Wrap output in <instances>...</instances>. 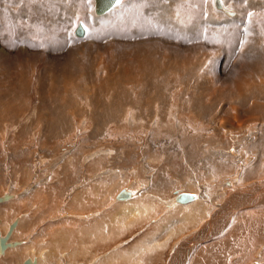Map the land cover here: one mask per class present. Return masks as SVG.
<instances>
[{
  "label": "rangeland",
  "instance_id": "1",
  "mask_svg": "<svg viewBox=\"0 0 264 264\" xmlns=\"http://www.w3.org/2000/svg\"><path fill=\"white\" fill-rule=\"evenodd\" d=\"M222 2L237 15L218 9L215 0H119L105 15L95 12V0H0V196L10 195L0 203V232L5 235L16 221L8 241L18 242L0 259L10 250H21L17 259L0 264H24L28 258L56 264V240L43 233L54 222L67 225L58 247L67 252L64 264H89L94 256L96 264H114L104 263L103 254L122 251L129 252L116 264H165L195 228L183 221L165 228L168 210L163 200H171L179 190L198 192L211 208L207 221H214L225 204L223 191H231L227 180L240 188L243 171L249 168L245 187L264 182V118L262 123L247 120L255 108H250L252 101L245 106L231 105L230 100L239 97L238 89L247 90L240 82L244 74L261 77L264 84V0ZM80 23L84 37L76 34ZM248 93L246 99L239 97L242 102L254 97ZM256 103L264 105V100ZM232 113L244 121L232 124ZM211 156L228 158V165L221 168ZM86 182V189L104 188V201L94 200L80 210L69 195ZM29 185L35 188L28 191ZM53 185L56 197L53 191L46 197ZM124 187L156 205L144 222L128 224L133 218L129 208L113 201ZM32 203L45 213L38 211L33 221L38 207ZM258 204L217 222L215 233H206L212 238L195 244L224 239L237 227L226 242L222 239V245L207 252L212 264L229 258L235 264L264 263V225L250 230L247 219L248 213L264 209V203ZM190 206L185 212L196 207ZM114 209L122 231L110 241L106 238L107 244L98 242L103 238L94 226L86 234L85 227L93 225L89 222L110 218ZM52 211L57 215H49ZM158 222L163 232L157 239L167 240L164 247L133 253L140 238L146 242L155 235L152 228ZM73 223H81L82 231ZM73 242L85 245L82 250L87 247L83 256ZM188 252L187 264H210L197 250ZM84 257L89 263H82Z\"/></svg>",
  "mask_w": 264,
  "mask_h": 264
},
{
  "label": "bare ground",
  "instance_id": "2",
  "mask_svg": "<svg viewBox=\"0 0 264 264\" xmlns=\"http://www.w3.org/2000/svg\"><path fill=\"white\" fill-rule=\"evenodd\" d=\"M215 2H216V6H217V8L219 9V8H221V9H223V11L224 12H226L228 15H235L236 14V12H234V11H229L228 9H226V7H225V5H224V3L222 2V0H215ZM95 4H96V0H95ZM116 4H117V2L109 9V10H107V11H105V12H103V13H97L96 12V9H95V12L98 14V15H105L106 13H108L109 11H111L115 6H116ZM237 15V14H236ZM83 26V25H82ZM84 30H85V28H84ZM85 36V33L82 35V36H79V37H84ZM252 45V44H251ZM251 78H253V80L251 79ZM261 78V77H260ZM260 78H255L254 79V77H252V76H249V75H247V74H244V75H242V81H240L241 83H243V85H244V87L246 88V84L248 85V88H247V90L245 89V90H241V89H238V92L237 91H235L236 93H237V96H239L240 98H244V99H246V97H247V92H249L248 93V95H253L254 97H248V100L247 101H245V100H243V102H242V100L239 98V97H237V98H232V99H230V100H232L233 102L231 103V101L229 102V103H231V105H233V104H237V105H239L240 103H243L245 106L246 105H249V102L250 101H252V105H250V108H252V107H255V108H252V109H250V113L247 115V120H250L251 121V119H253V118H256L257 120V122L258 123H262V122H259V121H261V119H263L264 118V105H262L263 103H261V104H259V103H256V100H264V84L262 85V83L263 82H261V79ZM240 80V79H239ZM263 80V79H262ZM133 91H135V90H133ZM245 91H247V92H245ZM230 94H233L232 92L230 93ZM89 96H90V94H89ZM176 97V96H175ZM161 102H163V103H166V101L164 100V101H161ZM227 104V103H226ZM140 105V104H139ZM142 107V106H141ZM110 108V107H109ZM189 108V107H188ZM230 108V107H229ZM140 109V108H139ZM219 109V108H218ZM232 109V108H231ZM233 109H238V107H234ZM15 110V109H14ZM158 110V109H157ZM6 111V110H5ZM224 111V107H220V109L218 110V113L221 115V113ZM228 111H230L229 109H228ZM94 113V112H93ZM102 114H104V113H102ZM94 115V114H93ZM107 115V114H106ZM116 115V114H115ZM219 115V116H220ZM225 115V114H224ZM232 115H234V118H233V122H232V124L233 123H238V122H242V121H244L243 119H241V120H238L237 119V116H238V113H237V115H235V114H233L232 113ZM107 117V116H106ZM96 118V117H95ZM109 118H111V117H109ZM117 118V117H116ZM124 118V117H123ZM157 118H158V115H157ZM224 118V117H223ZM90 119V118H89ZM108 119V118H107ZM133 119V118H132ZM161 119V118H160ZM93 120V119H92ZM115 120V119H114ZM178 120V119H177ZM224 121H228L229 123L231 122V120H229L228 118H224L223 119ZM245 120H246V118H245ZM43 121V120H42ZM94 121H96V120H94ZM101 121V120H100ZM108 121V120H107ZM125 121H127L126 120V118H125ZM158 121H160V120H158ZM109 122V121H108ZM101 123H103V122H101ZM113 123H115V122H113ZM158 123V122H157ZM160 123V122H159ZM112 124V123H111ZM20 125V124H19ZM264 125V124H263ZM262 125V126H263ZM7 128V127H6ZM61 130V129H60ZM65 130V129H64ZM38 131H40V130H38ZM22 132H23V130H22ZM42 132V131H41ZM91 133V132H90ZM260 133V132H259ZM91 135V134H90ZM198 136V135H197ZM39 137V136H38ZM195 137V136H194ZM204 138V137H203ZM49 140V139H48ZM241 153V152H240ZM244 153V152H243ZM210 156V155H209ZM208 156V157H209ZM241 156V155H240ZM257 156V155H256ZM92 157V156H91ZM90 157V158H91ZM97 157V156H96ZM212 157V156H211ZM207 158V157H206ZM213 159H214V163H216L217 165H219V166H221V168H225V166H227L228 164L226 163L227 162V160H228V158L227 159H224V157H220L219 158V160H217L218 159V157H212ZM199 159V158H198ZM211 159V158H210ZM223 160V161H222ZM258 161H259V159H257ZM247 161H249V159H247ZM97 163V162H96ZM213 163V164H214ZM229 163V162H228ZM250 167V166H249ZM255 168V167H254ZM247 169H249V168H245V170L243 171V175H242V177L240 178V180H239V184L241 185L240 186V188H243V187H245L244 185H245V183H246V181L249 179V176H250V173L252 172H247ZM251 169H252V167H251ZM222 170V169H221ZM263 174H264V171H263ZM102 175V174H101ZM90 176V175H89ZM262 178H260V180H261ZM263 180V179H262ZM261 180V181H262ZM264 181V180H263ZM167 182V181H166ZM248 182V181H247ZM158 184L159 185V180L156 178V181L153 183L154 185L155 184ZM161 183V182H160ZM33 184V183H32ZM225 184L227 185V186H229V187H231V191L228 189H226L225 191H223V192H225V195H226V198H225V204H224V206H222L221 208H222V210H221V212L218 214L219 216H217L215 219H214V221L212 220V221H207L208 220V218L207 217H209L210 216V207L209 206H207L206 204H208V203H206L205 201H201L202 199H200V195L198 194V192L196 193V192H193V191H187V190H179V192L177 193V194H175L174 195V197L171 199V200H169V201H167V200H163V208H166L168 211L166 212V214H165V218H163V223L165 224V228H168V227H166V226H169V225H171V228L174 226V225H176L177 223H182V222H180V221H183L184 223H190V224H192V225H190V226H193L195 229L191 232V233H189L187 236H183L184 238H186V237H188L189 239L187 240L188 242L187 243H185V242H182L181 244H178L179 245V248H177V246L176 247H174V249H173V251H172V253H171V256L169 257V259H167L166 261H165V264H185L186 262H188L187 260V258H188V255H189V250H191V248H193V250H197V253L198 254H200V256H203V257H207V259L206 260H208L209 261V263L210 264H212V259H213V256H210L209 255V253H207L209 250H211V247H213V246H215L216 244H220L221 243V245H222V239L219 237L217 240L216 239H214V240H212L210 243H206V244H204L202 247H200V246H197V245H195L196 243L198 244V241L200 240V239H202V238H205L206 236H207V234H208V232L209 231H211L212 233H215V225L217 224V222L219 223V222H221L222 220H223V222H224V220H225V222H226V220H227V218H229L230 219V217L233 215V217H234V215H236L238 212H240L243 208L244 209H248V211H249V209L250 208H254V207H260V205L258 204V203H264V182H257V184L254 182V184L253 185H250V186H247V187H245V188H243V189H240V188H238L239 186V184L237 185L238 187V189L239 190H237V188L235 189V187L233 186V181L232 180H227L226 182H225ZM236 184V183H235ZM248 184H250V183H248ZM35 185H36V182H35ZM86 185H87V182L86 183H84L82 186H83V189H81V190H79V192H77V190L78 189H76L75 188V191L77 192L76 194H73V193H71L69 196V198H71L72 199V201L77 205V207L80 209V210H84L85 209V207H86V205H89V206H91L92 204H94L93 203V201L94 200H96L97 202H103V201H101L102 199H104V198H102V196L105 194L104 193V188H102V187H99V186H97L96 187V190L94 191V188H95V186H93V187H91V189H90V187L88 188V189H86L85 187H86ZM166 185V184H165ZM30 186V185H29ZM29 186L27 187V190L29 191H31V189L34 187V186H30V188H29ZM153 186V185H152ZM155 186H157V185H155ZM163 186V185H162ZM88 187V186H87ZM35 188V187H34ZM58 188V187H57ZM150 188V187H149ZM148 188V189H149ZM162 188V187H161ZM59 189V188H58ZM74 189V188H73ZM73 189H71L70 188V191H74ZM157 189V188H156ZM26 190V191H27ZM60 190V189H59ZM122 190H125L127 193H129L130 194V196H126V197H124V198H117V195L119 194V192H121ZM146 190V189H145ZM158 190V189H157ZM166 190V189H165ZM51 191H53L54 192V196L56 197V185H53L52 187H50L49 189H47V196L46 197H48L49 196V194H51ZM142 191V190H141ZM162 191H164V190H162ZM52 192V193H53ZM93 192H95L96 193V198L94 199V196H93ZM143 192V191H142ZM141 192V193H142ZM159 192V194L160 193H162V194H164V192H161V190L160 191H158ZM183 192H190L191 194H192V198H189L188 200H187V203L186 202H179L178 201V195L179 194H181V193H183ZM140 193V192H139ZM138 193V194H139ZM140 193V194H141ZM155 193V192H154ZM136 191L134 190V189H132V188H130V187H124V188H121V189H119L117 192H116V194L114 195V198H112L113 199V201H115L117 204H120V205H122L121 206V208H123V209H126V208H129V212H130V214L133 216V218H132V220L128 223V224H132V223H134L135 221H137V220H139V221H142V222H144L145 221V219H146V217H147V215H150L153 211H154V209L156 208L155 206V204L153 203V200L151 201V200H146L145 198L143 199V198H138V196H136ZM9 195V194H8ZM15 195V194H14ZM146 195V194H145ZM10 196V195H9ZM107 196V199H108V194L107 195H105V197ZM169 196V195H168ZM173 196V195H172ZM3 196H0V198H2ZM12 197V196H11ZM55 197H53V198H55ZM140 197V196H139ZM165 197H166V195H165ZM8 198H6V199H4V200H1L0 201V203L1 202H4V201H6ZM48 199V198H47ZM105 200L106 202L105 203H107V201L108 200ZM166 199V198H165ZM168 199V198H167ZM169 199H170V197H169ZM76 200H77V202H76ZM51 201V200H50ZM54 201V200H53ZM66 201V200H65ZM55 202V201H54ZM35 203V202H34ZM49 203V201L47 202V204ZM105 203H102L101 205H104ZM33 204V203H32ZM44 204H46L45 202H44ZM52 204V203H51ZM50 204V205H51ZM190 205H193V206H196L194 209H192L191 211H187V212H185V210H186V208L188 207V206H190ZM209 205V204H208ZM220 205V204H219ZM33 206H34V204H33ZM37 206V205H36ZM36 206H34L35 207V209L38 207H36ZM54 206V205H53ZM175 206H177L178 208H179V210L178 211H173L172 212V208L173 207H175ZM192 206V207H193ZM210 206H211V204H210ZM263 206V205H262ZM71 207V206H70ZM88 207V206H87ZM219 207V206H218ZM229 207H231V208H229ZM236 207H241V208H239V209H237L236 210ZM249 207V208H248ZM264 207V206H263ZM54 208V207H53ZM73 208V207H72ZM190 208H191V206H190ZM229 208V209H228ZM73 209H75V208H73ZM77 209V208H76ZM225 209H228V210H225ZM37 211H35V215L33 216V219L31 220V221H33L38 215V211H42L43 212V214H45L44 213V210L42 209V207H41V205L36 209ZM53 210V209H52ZM56 210V209H55ZM66 211V210H65ZM94 212V211H93ZM125 212H127V210L125 211ZM213 212V211H212ZM244 212V211H243ZM50 213V212H49ZM53 213H56V215H57V212L55 211V212H53L52 211V213H50L49 215H52L53 216ZM63 213V212H62ZM118 211L117 210H113V211H111L110 212V218H112L113 217V225L112 224H110V218H109V216L108 217H105V219H102V220H98V222H96V221H94V220H92V221H94V222H89L90 224H87V225H91L92 223H93V225H91L88 229H87V226L85 227L86 228V230H85V232H86V234H87V232L88 233H90L91 231V229H92V227L94 226V230H97V232H99L100 234H101V237L103 238V239H101V240H99L98 242H103V243H106L107 244V242L108 241H110L111 239H113L112 237H110V236H112L113 234L114 235H116V234H118L120 231H122L123 230V228H122V226L121 225H117V219L116 218H118ZM91 214H94V213H89V215H91ZM109 214V213H108ZM107 214V215H108ZM129 214V213H128ZM212 214V213H211ZM59 215V214H58ZM64 215V214H63ZM82 215H83V212H79V216H80V218L79 219H81V217H82ZM96 215H99V216H101L100 214H98V213H96ZM214 215V214H213ZM77 216V215H76ZM55 217V216H54ZM61 217V216H60ZM83 217H85V216H83ZM211 217V216H210ZM46 218V217H45ZM44 218V219H45ZM48 218V217H47ZM106 218H108L109 220L107 221L106 220ZM20 219V218H19ZM54 219H56V218H54ZM85 219H87V217H85ZM218 219V221H216ZM247 219H250V220H248V221H250V224L248 225V228L251 230H254L255 229V231H256V224L258 225V227L257 228H259V230L260 229H262L261 228V226H263L264 225V209H262V210H260V211H254V212H250V213H248V218ZM49 220V219H48ZM47 220V221H48ZM75 220H76V218H75ZM82 220H84L83 218H82ZM89 220V219H88ZM150 220H152L153 222H156V219L155 220H153V219H150ZM69 221V220H68ZM67 221V222H68ZM78 221H80V220H78ZM77 221V222H78ZM85 221V220H84ZM83 221V222H84ZM207 221V222H206ZM40 222V221H39ZM42 222V221H41ZM40 222V223H41ZM53 222V221H52ZM108 222H109V224H108ZM142 222H140V223H142ZM151 222V221H150ZM162 222V221H161ZM215 222V223H214ZM29 223V222H28ZM71 223V222H70ZM86 223V222H85ZM176 223V224H175ZM204 223H206L205 225H204ZM229 223V222H228ZM227 223V224H228ZM27 224V223H26ZM73 224H75V223H73ZM16 225H17V222H16ZM80 225H81V223H80ZM80 225H78V223H77V225L75 224V226L74 227H76L77 228V226H79L78 227V230L79 231H82V230H80ZM129 225V226H130ZM144 225V224H143ZM26 225H23V227H25ZM67 225L65 224H62V223H56V222H54V223H50L48 226H45V231L43 232L44 234H46V236H48V237H50L51 239H54V240H56V264H64L63 262H62V257L63 258H66L65 259V262H66V260L68 259L67 258V252L66 251H63V250H61V252H60V249H58V247H59V245H60V239L62 238V239H65V236H66V234L64 233V228L66 227ZM70 226V225H69ZM128 226V227H129ZM72 227V226H71ZM151 227H152V225H151ZM184 227V226H183ZM192 227V228H193ZM201 227H205V229H203V228H201ZM234 227V228H233ZM228 232H229V234H228V236L225 238L224 237V239H223V242H226L230 237H231V235H233L234 234V232H237V227H235V226H233ZM15 228V227H14ZM76 228H74V229H76ZM84 228V229H85ZM229 228V227H228ZM227 228V229H228ZM25 229V228H24ZM152 229H155L156 231H155V235L152 233V235H154V236H152L150 239H148V241H144L145 240V238L144 239H142V238H140L141 240L139 241V243L138 244H136L134 247H132V249L131 250H133L134 249V252L133 253H139V254H142L144 251H150V252H152V250H154V251H158V250H161V248H163L164 247V244L166 243V239H157V236H159V234H161V232H163V229H162V226H160L159 227V222L156 224V226H154ZM183 229L184 228H181V230L183 231ZM199 229H201L200 231H199V233H198V236L197 235H195L196 234V232H198V230ZM181 230L179 231L180 233H181ZM226 229H224V231H225ZM79 231H77V233H79ZM84 231V230H83ZM261 231H263V230H261ZM73 232V231H72ZM85 232H84V234H85ZM176 232V231H175ZM75 233V232H74ZM81 233V232H80ZM109 233H110V235H109ZM151 233V232H150ZM195 233V234H194ZM207 233V234H206ZM83 234V235H84ZM85 234V235H86ZM97 234V233H96ZM147 234V233H146ZM176 234V233H175ZM175 234H173V235H175ZM192 234H194V235H192ZM75 235V234H74ZM79 235H81V234H79ZM83 235H81V236H83ZM84 235V236H85ZM150 235V234H149ZM148 235V236H149ZM64 236V237H63ZM118 236V235H117ZM147 236V237H148ZM151 236V235H150ZM149 236V237H150ZM192 236V237H191ZM148 237V238H149ZM191 237V238H190ZM106 238H109L108 239V241L106 242L105 241V239ZM169 238V237H168ZM183 238V239H184ZM212 237L210 236V237H206L205 239H203V241H209L210 239H211ZM214 238V237H213ZM61 239V240H62ZM182 239V240H183ZM233 239V238H232ZM72 241H73V239H71ZM84 240V239H83ZM147 240V239H146ZM80 241V240H79ZM201 241V240H200ZM54 242V241H53ZM74 243V242H73ZM91 244H93V241H91L90 242ZM179 243V242H178ZM229 243V242H228ZM17 244H18V242H17ZM98 244V243H97ZM109 244V243H108ZM186 244H188V245H190V246H188L187 247V245ZM16 244H14V245H10V246H15ZM67 246L69 245V243H67L66 244ZM74 245H76L78 248H79V255H82L83 256V254H84V250H86L87 249V247H86V249H84V250H82L83 249V247L85 246V245H83V244H81V242H80V245H78V244H75L74 243ZM99 245V244H98ZM101 245H102V243H101ZM177 245V244H176ZM66 246V247H67ZM73 246V245H72ZM9 247V246H8ZM7 247V248H8ZM65 247V248H66ZM263 251H264V244H263ZM6 248V249H7ZM16 248V247H15ZM63 248V246L61 247V249ZM69 248V250H71L72 251V247H71V244H70V247H68ZM67 248V249H68ZM198 248V249H197ZM215 248H217V247H215ZM39 249V248H38ZM42 249V248H41ZM213 249V248H212ZM261 249V248H260ZM259 249V250H260ZM26 250H28L27 251V254H29V252H31L30 250H29V248H27V249H24V251H26ZM44 250V249H43ZM130 250V251H131ZM176 250H178L177 252H176ZM214 250V249H213ZM46 251V250H45ZM215 251V250H214ZM47 252V251H46ZM89 252V251H88ZM127 252H129V251H127ZM127 252H121L120 253V255H117V253L115 252L114 254L115 255H113V256H110V257H106V255L104 256V254H103V257H105V259H104V263H107V262H109V261H111L110 263H114V264H116V263H118L119 261L117 260V258H121V259H123V261H124V253H127ZM183 252V259H181V256H179L178 254L179 253H182ZM218 252V251H217ZM20 253H21V250L20 249H13V250H10V251H8L5 255H4V257H1V259H0V262L2 261V262H4V261H10V260H12V261H14V259H17L18 257H19V255H20ZM91 253V252H90ZM197 253H195V254H197ZM44 254V253H43ZM197 254V255H198ZM222 254V253H221ZM253 254V253H252ZM259 254V253H258ZM261 254V253H260ZM259 254V255H260ZM263 254V253H262ZM46 255V254H45ZM71 255H72V252H71ZM230 255H232L231 253L229 254V256ZM259 255H255V257H260ZM66 256V257H65ZM98 256V255H97ZM211 258H210V257ZM218 256H220L219 254H218ZM225 256H227V254L225 255ZM241 256V255H240ZM249 256V255H248ZM95 257V256H94ZM93 257V258H94ZM232 257V256H231ZM263 257V256H262ZM5 258V259H4ZM77 258V257H76ZM82 258V257H81ZM85 258L86 257H84V259H83V262L82 263H89L88 261L86 262L85 261ZM93 258H91L90 259V263L89 264H96L97 262H96V259H93ZM202 258V257H201ZM220 258V257H219ZM224 258V257H223ZM226 258V257H225ZM74 259V258H73ZM78 259V258H77ZM259 259V258H258ZM258 259H256V260H258ZM260 259H262V258H260ZM70 260V259H69ZM215 260V259H214ZM213 260V261H214ZM231 258H229V260L226 262V263H223V264H235V263H232L231 262ZM43 261V260H42ZM100 261V260H99ZM106 261V262H105ZM252 261V260H251ZM260 261V260H259ZM131 262V261H130ZM164 262V261H163ZM217 262V261H216ZM137 263H138V261H137ZM200 263V262H199ZM214 263V262H213ZM35 264H41V262L39 261V262H37V261H35ZM149 264V263H148ZM187 264V263H186ZM198 264V263H197ZM251 264H260L259 262H251ZM261 264H264V263H261Z\"/></svg>",
  "mask_w": 264,
  "mask_h": 264
},
{
  "label": "water",
  "instance_id": "3",
  "mask_svg": "<svg viewBox=\"0 0 264 264\" xmlns=\"http://www.w3.org/2000/svg\"><path fill=\"white\" fill-rule=\"evenodd\" d=\"M117 2V0H96V4H95V9L97 13H103L107 10H109L115 3ZM85 33L84 27L82 26V24L80 23L79 26L76 29V34L79 36H82ZM128 197L130 196L129 193H127L125 190H122L121 192H119V194L117 195V198H124V197ZM6 198H9L8 194H5L2 198H0L1 200H4ZM189 198H192V194L190 192H183L181 194L178 195V201L179 202H187V200ZM16 226V221L13 222L10 225V228L8 230V232L5 235H2L0 232V255L3 254L6 250V248L10 245H14L17 244V242H12V241H8L9 237L14 229V227ZM24 264H35V261L31 260L30 258H28L27 260H25Z\"/></svg>",
  "mask_w": 264,
  "mask_h": 264
},
{
  "label": "crops",
  "instance_id": "4",
  "mask_svg": "<svg viewBox=\"0 0 264 264\" xmlns=\"http://www.w3.org/2000/svg\"><path fill=\"white\" fill-rule=\"evenodd\" d=\"M146 77V76H145ZM146 78H149V77H146ZM187 203V202H186ZM156 264V261L154 262Z\"/></svg>",
  "mask_w": 264,
  "mask_h": 264
},
{
  "label": "snow or ice",
  "instance_id": "5",
  "mask_svg": "<svg viewBox=\"0 0 264 264\" xmlns=\"http://www.w3.org/2000/svg\"><path fill=\"white\" fill-rule=\"evenodd\" d=\"M117 2H119V0H117Z\"/></svg>",
  "mask_w": 264,
  "mask_h": 264
}]
</instances>
